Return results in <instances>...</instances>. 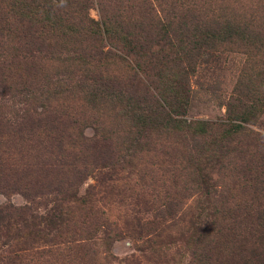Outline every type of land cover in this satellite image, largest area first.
<instances>
[{
	"label": "rangeland",
	"instance_id": "obj_1",
	"mask_svg": "<svg viewBox=\"0 0 264 264\" xmlns=\"http://www.w3.org/2000/svg\"><path fill=\"white\" fill-rule=\"evenodd\" d=\"M24 1L0 0V264L242 263L264 235V0H60L62 27ZM137 87L236 117L222 163L226 133L160 100L143 124Z\"/></svg>",
	"mask_w": 264,
	"mask_h": 264
},
{
	"label": "trees",
	"instance_id": "obj_2",
	"mask_svg": "<svg viewBox=\"0 0 264 264\" xmlns=\"http://www.w3.org/2000/svg\"><path fill=\"white\" fill-rule=\"evenodd\" d=\"M30 1V2H29ZM25 0L23 2L22 7L25 8L26 10L22 12L23 15L27 14L26 16L29 17V15L36 16L40 13V9L44 10L45 7L47 6L48 9L44 10L46 11L44 14V18L49 22L50 25H54L55 23L59 24V27L64 26L63 21H66L64 18L63 14H60V12L57 11L58 7V2L60 0H57V3H53V0ZM78 26L82 29V22L79 21ZM201 37V36H200ZM212 37L211 39H213ZM201 39H203L201 37ZM125 42V41H124ZM128 45H130L129 42H126ZM200 43V42H199ZM114 46V44L112 43ZM108 54V53H107ZM153 67H149L145 72L150 70ZM139 70L144 71L142 68H138ZM157 75L158 78L160 79V75ZM179 81V84H178ZM173 82L174 84H166L165 90L167 87L173 85V87H183V81L180 83V80L174 79ZM151 82L147 85L149 88L151 86ZM159 87V86H158ZM158 87H154V93L155 94H149L148 90L145 91V94L142 95L141 97L138 96V94L141 92L140 88L137 87L134 89V100L139 106H135L137 109H142L146 113L141 114V122L143 124H146L147 122L153 121L155 119V115L158 112H153L151 107L154 106L155 104L153 102H157L160 100L162 102V105L160 107L165 108L166 105L172 106L174 110L170 111L172 115H174L173 121L175 122V126L179 127H189L193 128L191 130L194 131H200V132H206V131H216L217 135H224L225 133L227 134V137L224 138L223 140H226V142H223V140L216 141L218 144V149L220 152V157H218L215 160H211V163H216L215 165H220L221 159L227 155L226 153L228 152V149L230 148V143L234 141V139H230L229 133L234 131L233 134L240 132V129H243L239 123H236L237 118L229 116L228 119L226 120H221V121H209V120H189L187 119V112L182 109V104L179 102V97L178 93L175 91L171 94H166L163 93V95L158 92ZM156 90V91H155ZM173 93H176V95H172ZM231 114H232V109H231ZM174 206V205H171ZM257 244H254L252 246V249L250 250V253L248 256H245L242 258V263L240 264H264V235L261 234L260 237L257 239ZM259 246V247H258ZM260 248L263 249V251H260ZM261 255V257H259ZM205 258H208V256L205 255ZM205 264H210L209 262Z\"/></svg>",
	"mask_w": 264,
	"mask_h": 264
}]
</instances>
